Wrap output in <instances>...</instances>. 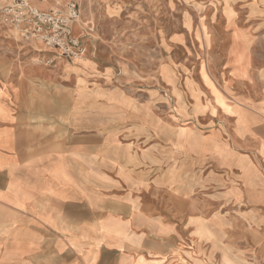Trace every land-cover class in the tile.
<instances>
[{
  "label": "rangeland",
  "instance_id": "obj_1",
  "mask_svg": "<svg viewBox=\"0 0 264 264\" xmlns=\"http://www.w3.org/2000/svg\"><path fill=\"white\" fill-rule=\"evenodd\" d=\"M75 1L80 59L0 26L48 70L39 90L60 96L46 104L65 111L63 124L94 128L153 188L142 219L160 235L148 238L178 237L188 258L163 245L152 263L264 264V209L242 180L255 177L250 163L264 175L252 141L264 135V0ZM239 114L260 121L244 128Z\"/></svg>",
  "mask_w": 264,
  "mask_h": 264
},
{
  "label": "crops",
  "instance_id": "obj_2",
  "mask_svg": "<svg viewBox=\"0 0 264 264\" xmlns=\"http://www.w3.org/2000/svg\"><path fill=\"white\" fill-rule=\"evenodd\" d=\"M34 3L51 7L49 1ZM30 46L17 45L0 26V264H135L139 257L141 264H156L151 258L165 245L172 258L186 260L174 247L178 237L161 244L148 238L160 235L156 220L142 219L153 188L143 184L134 163L96 141L94 128L63 124L65 111L46 104L60 96L39 90L48 70L30 61ZM240 117L244 128L260 121ZM252 141L264 153V135L256 133ZM250 165L252 183L240 177L264 209V175Z\"/></svg>",
  "mask_w": 264,
  "mask_h": 264
},
{
  "label": "built area",
  "instance_id": "obj_3",
  "mask_svg": "<svg viewBox=\"0 0 264 264\" xmlns=\"http://www.w3.org/2000/svg\"><path fill=\"white\" fill-rule=\"evenodd\" d=\"M75 0L48 9L36 8L32 0H12L0 4V23L10 26L24 39H34L50 52L67 59L81 58L84 47L74 26L79 19Z\"/></svg>",
  "mask_w": 264,
  "mask_h": 264
},
{
  "label": "bare ground",
  "instance_id": "obj_4",
  "mask_svg": "<svg viewBox=\"0 0 264 264\" xmlns=\"http://www.w3.org/2000/svg\"><path fill=\"white\" fill-rule=\"evenodd\" d=\"M80 59V58H79Z\"/></svg>",
  "mask_w": 264,
  "mask_h": 264
}]
</instances>
